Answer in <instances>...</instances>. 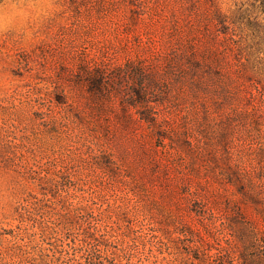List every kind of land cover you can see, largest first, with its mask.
<instances>
[{"label":"rangeland","instance_id":"374dc122","mask_svg":"<svg viewBox=\"0 0 264 264\" xmlns=\"http://www.w3.org/2000/svg\"><path fill=\"white\" fill-rule=\"evenodd\" d=\"M0 32V264H264L260 0H22Z\"/></svg>","mask_w":264,"mask_h":264},{"label":"clouds","instance_id":"9594fccd","mask_svg":"<svg viewBox=\"0 0 264 264\" xmlns=\"http://www.w3.org/2000/svg\"><path fill=\"white\" fill-rule=\"evenodd\" d=\"M22 0H0V32L4 31L6 16L18 9Z\"/></svg>","mask_w":264,"mask_h":264},{"label":"trees","instance_id":"16d2710c","mask_svg":"<svg viewBox=\"0 0 264 264\" xmlns=\"http://www.w3.org/2000/svg\"><path fill=\"white\" fill-rule=\"evenodd\" d=\"M262 2V5L264 6V0H260ZM262 240H264V234L262 235Z\"/></svg>","mask_w":264,"mask_h":264}]
</instances>
